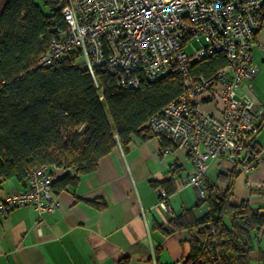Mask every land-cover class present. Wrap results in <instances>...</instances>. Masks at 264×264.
<instances>
[{"label":"built area","instance_id":"1","mask_svg":"<svg viewBox=\"0 0 264 264\" xmlns=\"http://www.w3.org/2000/svg\"><path fill=\"white\" fill-rule=\"evenodd\" d=\"M61 12L68 28L50 41L38 65L49 66L78 52L99 99L104 97L99 71L113 74L122 89L181 77L185 91L152 114L146 125L168 140L164 154L189 150L194 173L186 183L201 197L207 196L202 180L213 160L229 159L244 174L260 163L259 152L251 147L260 128L257 108L250 93L238 89L258 72L253 48L264 51L258 39L264 30V0H64ZM218 53L225 65L208 76L193 74L194 63ZM53 183L49 165L31 169L26 187L2 198L0 212L34 207L41 220L60 207ZM156 189L158 206L171 213L166 186Z\"/></svg>","mask_w":264,"mask_h":264},{"label":"trees","instance_id":"2","mask_svg":"<svg viewBox=\"0 0 264 264\" xmlns=\"http://www.w3.org/2000/svg\"><path fill=\"white\" fill-rule=\"evenodd\" d=\"M43 2L46 8L35 0H0V188L12 177L26 180L41 165L77 174L94 171L116 145L126 148L134 135L156 136L146 125L148 118L185 91L179 75L122 89L113 74L99 71L101 100L91 74L78 65V52L38 65L50 41L68 28L61 12L64 0ZM225 63L223 54H213L194 63L192 72L208 76ZM159 138L162 148L169 145ZM251 147L259 152L256 137ZM235 177L224 192L204 187L207 196L199 202L207 207L203 216L188 209L164 228L165 233H189L183 264H261L253 262L251 253L264 231V206L234 203ZM76 182L68 173L58 185ZM160 184L173 193L171 185Z\"/></svg>","mask_w":264,"mask_h":264},{"label":"crops","instance_id":"3","mask_svg":"<svg viewBox=\"0 0 264 264\" xmlns=\"http://www.w3.org/2000/svg\"><path fill=\"white\" fill-rule=\"evenodd\" d=\"M258 39L264 42V30ZM253 61L258 72L244 81L238 93L249 92L255 102L261 161L244 174L229 159L213 160L202 183L224 192L235 173L232 201L263 207L264 51L258 46L253 48ZM204 107L220 114L210 103ZM52 171L60 201L56 211L43 214L41 220L34 207L0 212V264H121L124 260L128 264H183L190 251L189 233H165L164 228L169 229V221L185 210L193 209L197 217L207 212L206 205L199 204L198 189L186 183L194 173L187 148L164 154L159 137L134 135L126 148L116 145L103 156L92 172L77 174L60 167ZM68 173L77 177L76 184L60 187L58 181ZM160 183L174 188L169 195L171 213L158 206L155 184ZM25 187L26 180L7 179L0 188V201L11 190ZM262 252L264 231L251 253L253 262L264 264Z\"/></svg>","mask_w":264,"mask_h":264},{"label":"rangeland","instance_id":"4","mask_svg":"<svg viewBox=\"0 0 264 264\" xmlns=\"http://www.w3.org/2000/svg\"><path fill=\"white\" fill-rule=\"evenodd\" d=\"M43 1H44V0H35L36 3L42 5L44 8H46V7L44 6V2H43ZM78 65L82 67V66H83V62H82V61H78ZM254 263H256V262H254Z\"/></svg>","mask_w":264,"mask_h":264}]
</instances>
